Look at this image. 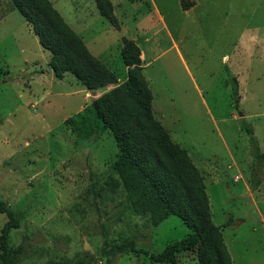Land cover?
Here are the masks:
<instances>
[{"label":"rangeland","instance_id":"rangeland-1","mask_svg":"<svg viewBox=\"0 0 264 264\" xmlns=\"http://www.w3.org/2000/svg\"><path fill=\"white\" fill-rule=\"evenodd\" d=\"M49 2L115 82L87 90L71 74L55 78L21 15L0 18V200L21 223L10 232L13 264H155L146 254L191 232L173 215L146 226L108 182L109 131L84 137L66 123L125 80L122 38L145 53L152 114L200 176L229 264H264V0H204L189 14L153 0L162 23L150 21L149 0H111L117 27L93 0ZM6 220L0 213V230ZM176 258L197 264L196 252Z\"/></svg>","mask_w":264,"mask_h":264},{"label":"trees","instance_id":"trees-1","mask_svg":"<svg viewBox=\"0 0 264 264\" xmlns=\"http://www.w3.org/2000/svg\"><path fill=\"white\" fill-rule=\"evenodd\" d=\"M93 1L100 16L117 27L110 0ZM187 6L181 4L183 10ZM4 9L0 16L16 10L31 28L41 48L49 54L47 65L55 78L71 74L87 90L115 82L106 71H101L49 0H9ZM120 56L124 66L130 67L123 83L101 94L90 107L66 123L74 124L75 131L84 137H89V128L109 131L117 155L110 165L108 182L113 192L124 193L136 215L146 218V226L156 227L173 215L191 230L159 253L144 252L153 263L177 264L176 256L190 251L196 252L197 264H229L221 227L212 225L210 220L200 176L186 151L171 143L168 133L152 114V94L142 74L140 50L133 40L122 38ZM256 158L264 161V153ZM0 213L7 218L0 230V264H13L20 248L11 245L10 232L21 223L2 200ZM231 222L232 218H228L224 226ZM117 248L120 252L140 251L133 246ZM64 264L83 263L73 260Z\"/></svg>","mask_w":264,"mask_h":264},{"label":"crops","instance_id":"crops-1","mask_svg":"<svg viewBox=\"0 0 264 264\" xmlns=\"http://www.w3.org/2000/svg\"><path fill=\"white\" fill-rule=\"evenodd\" d=\"M150 1V3H151V5H152V7L156 10V12H157V17L155 18V16L153 15V17H152V19L150 20V21H152V22H154V21H157L158 23H159V20L161 21V23L163 22V19H162V17L159 15V11H158V9L155 7V3L153 2V0H149ZM204 0H189V2H187L186 4H188V6H187V9H185V10H183L182 9V7H181V4H182V0H177V3H178V7H179V9L183 12V13H185V14H189V13H191V12H193L194 10H196V9H198L199 7H200V4H201V2H203ZM110 2H111V0H110ZM111 4H112V7H113V3L111 2ZM152 8V9H153ZM0 15H1V13H0ZM2 16H0V18H1ZM154 18V19H153ZM140 52H141V54H140V59H141V61L143 62V64H144V62H145V53L143 52V51H141V49H140ZM142 67H143V69H144V65H142Z\"/></svg>","mask_w":264,"mask_h":264},{"label":"water","instance_id":"water-1","mask_svg":"<svg viewBox=\"0 0 264 264\" xmlns=\"http://www.w3.org/2000/svg\"><path fill=\"white\" fill-rule=\"evenodd\" d=\"M242 116V114H239V117H241Z\"/></svg>","mask_w":264,"mask_h":264}]
</instances>
